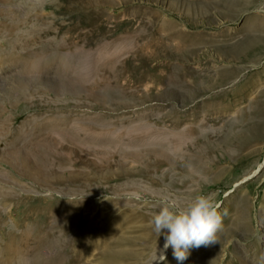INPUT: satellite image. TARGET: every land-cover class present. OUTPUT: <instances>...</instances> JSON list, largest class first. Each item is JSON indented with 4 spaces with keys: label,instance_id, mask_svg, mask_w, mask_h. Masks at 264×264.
Segmentation results:
<instances>
[{
    "label": "rangeland",
    "instance_id": "1",
    "mask_svg": "<svg viewBox=\"0 0 264 264\" xmlns=\"http://www.w3.org/2000/svg\"><path fill=\"white\" fill-rule=\"evenodd\" d=\"M0 264H264V0H0Z\"/></svg>",
    "mask_w": 264,
    "mask_h": 264
},
{
    "label": "clouds",
    "instance_id": "2",
    "mask_svg": "<svg viewBox=\"0 0 264 264\" xmlns=\"http://www.w3.org/2000/svg\"><path fill=\"white\" fill-rule=\"evenodd\" d=\"M219 208L212 194L198 195L184 207L165 201L151 221L158 236L167 230L163 250L159 256L156 254L155 260H166L164 252L171 247L174 257L183 262L188 259L190 249L217 243L223 228Z\"/></svg>",
    "mask_w": 264,
    "mask_h": 264
},
{
    "label": "bare ground",
    "instance_id": "3",
    "mask_svg": "<svg viewBox=\"0 0 264 264\" xmlns=\"http://www.w3.org/2000/svg\"><path fill=\"white\" fill-rule=\"evenodd\" d=\"M233 107L235 106V104L234 103H230ZM146 255V254H145Z\"/></svg>",
    "mask_w": 264,
    "mask_h": 264
}]
</instances>
